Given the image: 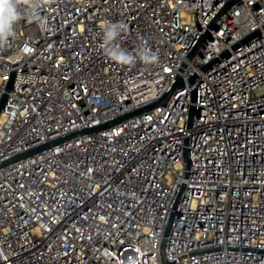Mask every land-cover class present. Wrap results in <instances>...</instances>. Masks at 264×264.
Listing matches in <instances>:
<instances>
[{
    "label": "built area",
    "instance_id": "2783aa9c",
    "mask_svg": "<svg viewBox=\"0 0 264 264\" xmlns=\"http://www.w3.org/2000/svg\"><path fill=\"white\" fill-rule=\"evenodd\" d=\"M228 1L50 0L25 14L0 49V264H163L164 238L174 264H264V0L210 27ZM110 23L125 26L116 47L156 61H111ZM178 73L165 105L1 165L156 101Z\"/></svg>",
    "mask_w": 264,
    "mask_h": 264
},
{
    "label": "clouds",
    "instance_id": "9594fccd",
    "mask_svg": "<svg viewBox=\"0 0 264 264\" xmlns=\"http://www.w3.org/2000/svg\"><path fill=\"white\" fill-rule=\"evenodd\" d=\"M48 3L50 0H0V49L7 47L9 41L15 37L16 26L25 14L35 18L39 9ZM38 22L44 30L46 22L43 20ZM124 28V25L111 23L104 26L103 43L101 44L104 54L120 65H133L138 60L146 65L154 63L157 57L146 47L132 54L115 46V41Z\"/></svg>",
    "mask_w": 264,
    "mask_h": 264
},
{
    "label": "water",
    "instance_id": "95a60500",
    "mask_svg": "<svg viewBox=\"0 0 264 264\" xmlns=\"http://www.w3.org/2000/svg\"><path fill=\"white\" fill-rule=\"evenodd\" d=\"M239 0H229L227 2V4L222 8V10L220 11V13L217 15V17L214 19V21L210 24V27H213L216 25V22L217 20L220 18L221 15H223L228 9L229 7L238 2ZM210 35V32L209 30L206 31L203 36L201 37V39L197 42V44L192 48L191 52L189 53L188 55V58H192L193 55L197 52H199L201 50V47L203 46V44L206 42V39L209 37ZM185 66V64H183V67ZM208 65H205L204 68H206ZM183 67L180 69L181 71H183ZM197 79V75L196 74H193L191 76L188 77V82L190 84L194 83L195 80ZM12 82H13V76L11 77L10 81H9V84H8V87L11 88L12 87ZM184 84H185V80L183 79V76L181 73H178L177 76H176V79H175V82L172 84V87L171 89L166 92L161 98L157 99L156 101H153L152 103H149L143 107H140V108H137V109H134V110H131L121 116H118L116 118H113L109 121H106L98 126H93V127H90V128H84V129H80V130H77V131H73L71 133H69L67 136L65 137H61V138H58V139H55L53 140L52 142H46V143H43L39 146H36L34 148H31L29 150H26L24 152H21V153H18L6 160H3L1 162V165H5L9 162H12V161H15V160H18V159H21L23 157H26L28 155H31V154H34L46 147H48L51 143H56L58 141H61L65 138H69V137H73V136H76L78 134H81V133H85V132H95V131H99L101 129H105V128H108L110 126H113L117 123H120L121 121L127 119V118H130V117H133L135 115H138V114H141L143 112H146L148 111L149 109L153 108V107H156V106H159V105H165L167 103V100L168 98L170 97V95H172V93L176 92L178 89L180 88H183L184 87ZM192 96H193V100H195V90L192 91ZM6 99H7V93H4L1 100H0V113L5 105V102H6ZM197 107L195 105H192L191 107V111H190V117L192 118L194 112L196 111ZM185 159L186 161L188 162V166L190 165V158H189V155H188V151L185 152ZM169 229H170V225L168 226V228L166 229V232H165V235L168 234L169 232ZM165 243H166V239L164 238L163 241H162V244H161V256H162V262L163 264H174L173 262H170L166 259V256H165Z\"/></svg>",
    "mask_w": 264,
    "mask_h": 264
}]
</instances>
